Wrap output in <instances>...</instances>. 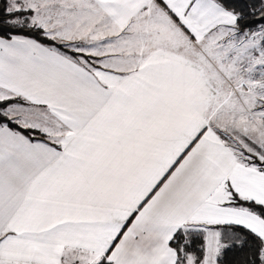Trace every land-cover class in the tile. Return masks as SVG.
<instances>
[{"label": "snow or ice", "instance_id": "1", "mask_svg": "<svg viewBox=\"0 0 264 264\" xmlns=\"http://www.w3.org/2000/svg\"><path fill=\"white\" fill-rule=\"evenodd\" d=\"M0 264H264V0H0Z\"/></svg>", "mask_w": 264, "mask_h": 264}]
</instances>
